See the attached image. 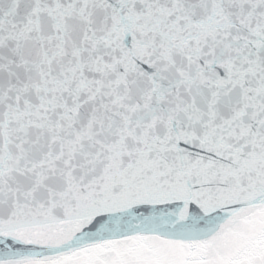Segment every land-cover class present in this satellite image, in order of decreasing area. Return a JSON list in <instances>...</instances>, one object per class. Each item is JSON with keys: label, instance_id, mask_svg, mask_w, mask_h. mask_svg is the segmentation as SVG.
<instances>
[{"label": "snow or ice", "instance_id": "obj_1", "mask_svg": "<svg viewBox=\"0 0 264 264\" xmlns=\"http://www.w3.org/2000/svg\"><path fill=\"white\" fill-rule=\"evenodd\" d=\"M0 264H264V0H0Z\"/></svg>", "mask_w": 264, "mask_h": 264}]
</instances>
